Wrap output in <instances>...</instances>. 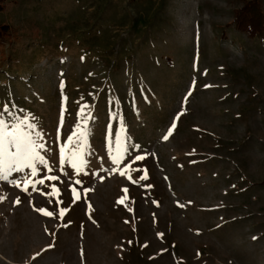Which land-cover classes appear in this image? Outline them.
<instances>
[{"label": "rangeland", "instance_id": "1", "mask_svg": "<svg viewBox=\"0 0 264 264\" xmlns=\"http://www.w3.org/2000/svg\"><path fill=\"white\" fill-rule=\"evenodd\" d=\"M251 1L6 0L0 119L45 162L0 178V264H264Z\"/></svg>", "mask_w": 264, "mask_h": 264}, {"label": "snow or ice", "instance_id": "2", "mask_svg": "<svg viewBox=\"0 0 264 264\" xmlns=\"http://www.w3.org/2000/svg\"><path fill=\"white\" fill-rule=\"evenodd\" d=\"M81 114L84 124L86 125L88 117L83 116V109ZM25 123L29 129H35L37 127L34 123H29L27 121H25ZM37 135H39V133H37ZM84 139H86V132L80 133L81 142ZM69 142H71V140ZM116 143H119V140H117ZM133 147L135 146L133 145ZM43 148L44 145L38 144L36 140L32 138V134L24 132L19 124L15 125L13 130H9L8 124L3 119H0V178L7 179L9 172H20L23 171L24 168H31L32 174L34 175L36 172V162L39 161L41 164L45 162L38 152L39 149ZM73 155H75V153H73ZM141 158L142 157H137V159ZM50 179H56V177L53 176L50 177ZM40 183H43V181H40ZM76 183L79 184L80 181H76ZM25 191H27V189H25ZM40 211H43V214L46 216H53V212L51 211ZM64 214V210H61L60 216L62 217Z\"/></svg>", "mask_w": 264, "mask_h": 264}, {"label": "trees", "instance_id": "3", "mask_svg": "<svg viewBox=\"0 0 264 264\" xmlns=\"http://www.w3.org/2000/svg\"><path fill=\"white\" fill-rule=\"evenodd\" d=\"M6 0H0V14L5 11ZM236 25L252 39L264 40V0H252L243 10L236 12ZM11 28L0 22V43L9 41Z\"/></svg>", "mask_w": 264, "mask_h": 264}]
</instances>
